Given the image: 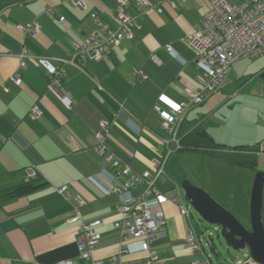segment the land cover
I'll use <instances>...</instances> for the list:
<instances>
[{
    "label": "crops",
    "instance_id": "0c3cea01",
    "mask_svg": "<svg viewBox=\"0 0 264 264\" xmlns=\"http://www.w3.org/2000/svg\"><path fill=\"white\" fill-rule=\"evenodd\" d=\"M83 1L85 9L74 6L72 0H0V264H88L77 249L80 223L69 222L76 211L101 235L94 260L105 264L149 261V254L136 243L131 244V252L124 253L126 247L114 226L119 207L140 196L144 188L116 192L124 178L94 150V133L103 132V121L109 123V150L137 173L152 171V162L166 149L160 137L169 135L162 129L161 115L167 106L159 97L187 103V88L199 87L203 72L185 40L201 25L209 4L206 0H178L173 7L164 0H148L157 7L140 19L131 40L123 41L106 58L86 57L77 61L81 67L63 66L67 77L62 89L73 102L68 109L50 91L48 71L37 60L48 59L54 65L60 59L72 60L75 46L99 33L93 13L117 27L115 0ZM48 9L54 10L53 17L45 14ZM129 12L136 13L133 5ZM60 17L65 18L64 24ZM35 21L42 25L37 35L17 28ZM24 51L32 59L20 69L19 56ZM134 71L144 72L147 79H139ZM15 75L21 78L19 85L11 80ZM34 106L41 110L37 120L30 116ZM184 121L185 128L202 127L228 149L245 146L260 151L256 168L197 155L222 168L219 170L239 174L246 183L242 205L250 207L255 173L264 172V55L234 63L223 85L204 103L190 106ZM177 152L170 154L157 181L158 190L169 198L162 207V236L153 242L161 264L206 259L202 245V253H192L187 245L188 232L200 244L201 238L193 215L181 212V207L189 206L180 186L186 178L193 185L198 182L182 169L184 155ZM30 167L37 171L40 187L4 196L24 184ZM62 186L69 189L68 199L57 191ZM232 193L228 190V198L218 199L236 214L226 204L236 198H229Z\"/></svg>",
    "mask_w": 264,
    "mask_h": 264
},
{
    "label": "built area",
    "instance_id": "2783aa9c",
    "mask_svg": "<svg viewBox=\"0 0 264 264\" xmlns=\"http://www.w3.org/2000/svg\"><path fill=\"white\" fill-rule=\"evenodd\" d=\"M117 9L115 13L116 28L104 23L100 16L93 13L91 18L99 27V33L87 38L83 44L75 46V55L72 60H59V65H54L48 59H38V63L46 68L50 77L49 89L61 100L63 105L72 109V100L63 91V80L66 77L64 65L66 63L81 67L77 61H85L86 57L106 58L109 52L120 46L123 41L131 40L134 31L140 27V19L157 5L148 0H115ZM162 0H157L161 2ZM173 7L178 0H164ZM183 1V0H182ZM209 4L207 11L201 18V25L186 37V43L195 53V59L201 68L203 75L199 79V87H188L186 94L187 103H177L167 96L161 95L159 100L166 104L167 111L162 112V129L169 133L166 137H160L165 151L159 152L158 157L152 162V171L136 173L129 164L121 165L120 159L109 150L107 134L109 123L100 124L103 132H95L97 144L94 150L114 165V168H122L121 175L125 181L116 189L117 193H123L143 186L140 196L124 201L119 207L114 226L121 234L124 245V253L131 252V244L136 243L141 251L149 254V261L145 264H161L157 251L153 248V242L162 236L160 226L165 224L162 207L169 198L158 190L157 181L164 173V167L170 154L180 147L179 132L185 119L188 108L192 105H200L213 93H215L227 78L231 66L244 59L256 58L264 55V0H206ZM72 4L85 9L83 0H72ZM136 9L131 14V6ZM45 14L54 16V10L48 9ZM60 23H65V18H59ZM18 30L24 34L37 35L42 30V25L35 21L28 25H17ZM170 50V47H167ZM20 69H25L27 61L32 59L24 51L20 56ZM157 62V59L154 58ZM134 75L141 80L147 79L142 71H134ZM20 84L21 78L17 75L11 79ZM6 90V88H5ZM123 109L124 106L120 105ZM30 116L37 120L41 116V110L34 106ZM174 144V147H171ZM175 148V149H174ZM119 175V172H118ZM37 171L30 167L26 169V181L36 179ZM57 191L66 199L70 197L67 186L58 187ZM80 201V200H79ZM81 203V201H80ZM183 215L191 216L189 207H181ZM70 223H80V236L77 249L80 257L88 264H105L102 260H94L92 255L99 246L101 235L94 231V224L83 221L80 211H76L69 219ZM187 245L192 253H202L200 241L193 232H188ZM58 264H74L73 261H62ZM114 264V263H113ZM193 264H212L206 258L203 262L195 261ZM232 264H258L248 254L245 259H236Z\"/></svg>",
    "mask_w": 264,
    "mask_h": 264
},
{
    "label": "water",
    "instance_id": "95a60500",
    "mask_svg": "<svg viewBox=\"0 0 264 264\" xmlns=\"http://www.w3.org/2000/svg\"><path fill=\"white\" fill-rule=\"evenodd\" d=\"M180 188L184 201L192 206L202 220L220 227L217 239H222L226 244V253L232 262L235 258L230 256V251L235 250L246 251L255 262L264 264V172H257L253 182L249 207L250 228L244 226L207 191L193 185L189 180H184ZM208 239L214 244V239Z\"/></svg>",
    "mask_w": 264,
    "mask_h": 264
},
{
    "label": "rangeland",
    "instance_id": "374dc122",
    "mask_svg": "<svg viewBox=\"0 0 264 264\" xmlns=\"http://www.w3.org/2000/svg\"><path fill=\"white\" fill-rule=\"evenodd\" d=\"M232 1L236 2V0ZM176 154L184 155V158H181L182 169L190 174L189 178L194 181L196 180L198 183H200L201 185L203 184L204 186L198 185V183L194 184L207 191L218 203H220L224 208L233 213L244 226L250 228L249 205H247V207H244L242 205V197H245L246 194V183L242 179V177L239 174L229 173L225 168H223L225 172L219 170L222 168L217 166L219 168L218 169L212 164H209L206 158H203L201 156L197 157L198 154L195 152H177ZM185 180L190 179L186 178ZM229 183L231 185L230 188L227 187ZM228 190L234 192L229 198H233L234 196L236 198L231 201V203L226 202V204H229V206L233 207L236 214L233 211L229 210L228 207H226L218 199L219 196L224 200L225 198H228V194H226ZM187 205L189 206L190 212L193 215L200 231L201 245L204 249V255L202 254V257L210 259L212 264H232L230 257L226 253V244L222 239H217L220 233V227L210 225L209 223L205 222L193 210L191 205ZM208 237L214 239V244L210 242ZM247 255L248 252L246 251H230V256H233L235 259H245Z\"/></svg>",
    "mask_w": 264,
    "mask_h": 264
},
{
    "label": "trees",
    "instance_id": "16d2710c",
    "mask_svg": "<svg viewBox=\"0 0 264 264\" xmlns=\"http://www.w3.org/2000/svg\"><path fill=\"white\" fill-rule=\"evenodd\" d=\"M66 77H67V73H66ZM66 77L63 80V84L66 80ZM185 127L186 126L184 121L179 132L180 147L178 149V152H195L199 155H208L219 159H224L228 162H232L243 167L256 168L258 154H260V151L257 148L243 146V147H234L228 149L223 145L217 144L206 133V131L202 127H195V128L193 127L185 128ZM166 136L167 135L165 136L162 135L161 137H166ZM116 156L120 159L122 166L124 164H129L127 162H124L118 155ZM110 164L114 168V165L112 163ZM121 169L122 168L120 167L116 169L114 168V170H117L118 172L120 170L119 174H121ZM36 182H37V178L31 181H25L24 184L13 188L9 192H6L4 196L20 195L28 191L29 189L40 187L39 186L40 184L37 185Z\"/></svg>",
    "mask_w": 264,
    "mask_h": 264
},
{
    "label": "bare ground",
    "instance_id": "6f19581e",
    "mask_svg": "<svg viewBox=\"0 0 264 264\" xmlns=\"http://www.w3.org/2000/svg\"><path fill=\"white\" fill-rule=\"evenodd\" d=\"M235 260H236V259H235ZM235 260H234V261H235ZM234 261H233V262H234Z\"/></svg>",
    "mask_w": 264,
    "mask_h": 264
},
{
    "label": "clouds",
    "instance_id": "9594fccd",
    "mask_svg": "<svg viewBox=\"0 0 264 264\" xmlns=\"http://www.w3.org/2000/svg\"><path fill=\"white\" fill-rule=\"evenodd\" d=\"M249 254V253H248Z\"/></svg>",
    "mask_w": 264,
    "mask_h": 264
}]
</instances>
